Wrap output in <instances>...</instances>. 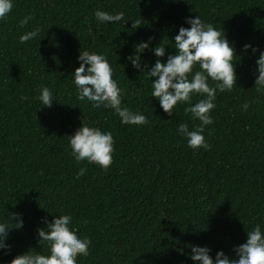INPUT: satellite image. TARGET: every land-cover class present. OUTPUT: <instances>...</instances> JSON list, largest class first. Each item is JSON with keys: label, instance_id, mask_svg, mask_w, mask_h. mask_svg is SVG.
<instances>
[{"label": "trees", "instance_id": "trees-1", "mask_svg": "<svg viewBox=\"0 0 264 264\" xmlns=\"http://www.w3.org/2000/svg\"><path fill=\"white\" fill-rule=\"evenodd\" d=\"M97 10L121 12L125 20L101 24ZM196 15L220 28L237 56L235 84L217 91L213 123L205 126L207 150L188 147L177 132L182 122L189 130L199 125L184 112L188 105L164 113L150 97L151 78L126 59L137 43L149 42L142 63H154L159 44L163 62L175 54L172 38L188 27L185 19ZM36 27L34 39L20 42ZM244 44L258 51L244 54ZM84 50L108 59L122 105L148 124L122 125L112 109L77 99L71 75ZM259 51L264 0H13L0 19V222L12 228L0 264L28 250L47 255L37 230L59 215H71L70 227L90 241L77 264H194L192 246L209 248L213 259L217 251L236 258L232 249L252 227L264 231V91L254 85ZM44 86L54 98L47 108L37 99ZM203 98L193 96L192 103ZM81 120L112 133L107 169L71 156L67 138ZM80 168L86 173L78 178Z\"/></svg>", "mask_w": 264, "mask_h": 264}, {"label": "clouds", "instance_id": "clouds-1", "mask_svg": "<svg viewBox=\"0 0 264 264\" xmlns=\"http://www.w3.org/2000/svg\"><path fill=\"white\" fill-rule=\"evenodd\" d=\"M12 7L13 0H0V19L6 18ZM94 16L101 24H118L125 20L121 12L110 14L97 10ZM31 19V15L24 17L19 26L24 27ZM185 23L188 27L181 26L172 38L175 54L168 55L163 62L159 58L165 56V46L159 44L152 49L153 56L157 58L154 63L150 67L147 62L142 63L141 55L149 48V42L137 43L134 53L126 59L134 69L151 78L150 97L158 101L164 113L171 116L178 104L188 105L184 112L190 113L194 120L199 121V125L189 130L188 125L182 122L178 124L177 132L186 138L188 147L207 150L209 145L203 135L205 126L213 123L210 113L215 108L217 91L231 90L235 84L236 50L220 28L205 23L199 15L186 18ZM39 32L40 28L36 27L22 34L19 40L22 43L32 40ZM249 49L253 55L258 51L250 44L241 46L244 54ZM77 60L79 66L74 69L71 77L78 100L91 102L94 108L112 109L122 125L142 126L149 123L145 115L122 105L123 91L113 79V69L104 55L84 50L79 52ZM255 71L256 91H264V51H259L255 59ZM209 81L216 83L210 86ZM193 96L204 98L192 103ZM37 99L43 107H51L54 102L52 90L46 86L41 87ZM241 107L247 110L248 103H243ZM67 141L70 154L77 163L86 162L102 169L111 165L114 141L110 131H101L81 120L80 126ZM85 173L86 169L80 168L77 177ZM16 217L17 222L13 228H22V219L18 214ZM72 219L71 215H59L54 216L50 223L44 220L46 227L38 229L37 236L40 245H47L48 254L28 250L15 256L9 264H77L78 256L86 257L89 254L90 241L87 237L77 236L76 229L70 227ZM10 229L7 223L0 222V251L4 254H7L9 248L6 239ZM232 251L236 258H229L223 251H217L213 259L209 248L192 246L190 259L194 264H264V231L261 225L252 227L246 233L245 242Z\"/></svg>", "mask_w": 264, "mask_h": 264}]
</instances>
